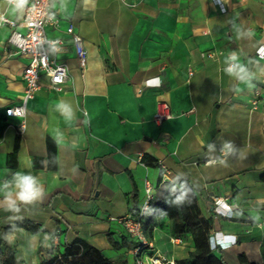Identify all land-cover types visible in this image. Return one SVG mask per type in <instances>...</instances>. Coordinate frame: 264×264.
<instances>
[{
	"label": "crops",
	"instance_id": "0c3cea01",
	"mask_svg": "<svg viewBox=\"0 0 264 264\" xmlns=\"http://www.w3.org/2000/svg\"><path fill=\"white\" fill-rule=\"evenodd\" d=\"M53 8L60 27H48L47 36L66 37L64 26L73 22L86 67L82 73L68 46L57 56L68 67L64 90L51 91L41 77L22 118L5 110L19 103L27 61L7 44L8 27L0 26V230L23 220L40 229L16 228L5 236L15 263L37 264L46 251L78 239L132 264L134 240L111 218L129 214L132 202L137 207L145 180L156 189L160 179L194 188L193 207L211 218L210 246L226 264H241V254L246 263L261 264L264 59L255 51L264 45V0H53ZM0 13L18 21L23 9L0 0ZM232 54L251 74L249 83L224 71ZM59 102L71 106L72 119L61 115ZM162 102L170 118L156 124ZM144 155L157 166H146ZM35 159L46 164L35 168ZM16 172L38 177L45 195L13 212L4 193ZM219 201L231 215L214 213ZM214 233L231 246L220 250ZM158 238L154 231L150 252L167 258L183 260L194 250L189 235L169 236L168 252L156 246Z\"/></svg>",
	"mask_w": 264,
	"mask_h": 264
},
{
	"label": "built area",
	"instance_id": "2783aa9c",
	"mask_svg": "<svg viewBox=\"0 0 264 264\" xmlns=\"http://www.w3.org/2000/svg\"><path fill=\"white\" fill-rule=\"evenodd\" d=\"M5 1L10 4L9 0ZM213 1L218 2V0ZM0 26L8 27L7 44L14 49L18 56L27 61L21 74L24 83L23 94L17 105L5 110V116L24 117L27 102L34 97L39 89L41 77L47 79V86L51 91L60 93L64 90L68 80V67L59 62L57 56L64 53L68 46L72 47L77 64L81 72H84L87 52L81 37L75 31L73 22L67 21L64 26L63 31L66 37L47 36L46 29L48 27L52 29L60 27V18L53 8V0H28L23 8L22 18L18 21L9 19L0 13ZM255 54L258 58L264 59V45L259 46ZM149 85H151L150 80L144 82V86ZM169 118L168 105L160 103L159 111L154 115L153 121L156 124H161ZM155 190V187L145 180L143 195L137 204L135 215L129 213L119 218H111L124 228L129 238L134 240V245L131 248L132 264H177L176 260L165 257L158 250L150 252L153 246L143 233V218L149 203L154 198ZM213 211L220 217L232 214V210L224 201L216 202ZM213 244L220 250L228 249L231 246V242L225 241L218 233L213 234ZM55 249L57 252L60 250L59 247H55Z\"/></svg>",
	"mask_w": 264,
	"mask_h": 264
},
{
	"label": "trees",
	"instance_id": "16d2710c",
	"mask_svg": "<svg viewBox=\"0 0 264 264\" xmlns=\"http://www.w3.org/2000/svg\"><path fill=\"white\" fill-rule=\"evenodd\" d=\"M49 143V142H47ZM18 140L15 142L14 151L8 156L15 159ZM141 161L146 166H157L154 159L144 155ZM35 168H42V159H35ZM156 187L153 200L149 203L144 215L143 233L149 241L152 240L155 230L168 229L169 236L174 238L189 235L193 242L194 250L188 257L176 261L177 264H226L221 256L214 253L209 242V232L212 229L210 217L203 218L193 205L197 194L194 188L185 181L175 180L173 182H160ZM183 185V187H182ZM187 195L182 203L176 205L174 201L181 194ZM136 203L132 202L130 214L135 215ZM16 228H22L32 234L39 232V225L30 221H18L13 225L6 226L0 230V264H16L14 249L5 241V236ZM134 243L132 244L133 247ZM262 263L264 264V237L259 247ZM46 259L37 264H126L122 259H110L105 257L82 240H75L71 245H62L60 250H48ZM241 264L246 263V258L241 254L238 256Z\"/></svg>",
	"mask_w": 264,
	"mask_h": 264
},
{
	"label": "clouds",
	"instance_id": "9594fccd",
	"mask_svg": "<svg viewBox=\"0 0 264 264\" xmlns=\"http://www.w3.org/2000/svg\"><path fill=\"white\" fill-rule=\"evenodd\" d=\"M9 3L13 6V10L16 11L23 9L28 3V0H9ZM226 62L228 63V67H226L224 71L227 75L235 76L242 83L250 82L251 74L246 66L239 62V57L236 54L230 55ZM57 109L66 120L72 119L73 112L70 105L64 102H59L57 104ZM60 135L61 134L57 133L54 136L58 145L61 143V140L59 139ZM226 147L231 151V145H226ZM42 163L46 164V161H42ZM219 163L225 167L227 166V162L224 160H220ZM5 187L7 191L4 193V196L7 204L6 210L8 211L18 212L20 210L19 204H32L41 200L45 195L43 184L40 182L38 177L32 175L31 173H14L12 179L5 182ZM186 195V192H181L174 203L179 205L184 201ZM258 220V216L254 218V222ZM261 227H264V225H261Z\"/></svg>",
	"mask_w": 264,
	"mask_h": 264
},
{
	"label": "rangeland",
	"instance_id": "374dc122",
	"mask_svg": "<svg viewBox=\"0 0 264 264\" xmlns=\"http://www.w3.org/2000/svg\"><path fill=\"white\" fill-rule=\"evenodd\" d=\"M155 232H156V235L159 237L157 240L156 246H158L162 251L168 252L170 249V245H169L170 238H169L168 229L160 230V231L155 230Z\"/></svg>",
	"mask_w": 264,
	"mask_h": 264
},
{
	"label": "water",
	"instance_id": "95a60500",
	"mask_svg": "<svg viewBox=\"0 0 264 264\" xmlns=\"http://www.w3.org/2000/svg\"><path fill=\"white\" fill-rule=\"evenodd\" d=\"M244 264H254L253 262H251V263H244Z\"/></svg>",
	"mask_w": 264,
	"mask_h": 264
}]
</instances>
